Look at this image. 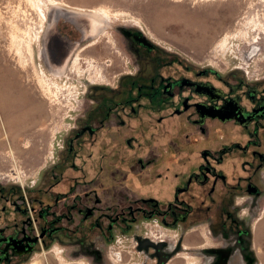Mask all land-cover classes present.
I'll use <instances>...</instances> for the list:
<instances>
[{"label": "flooded vegetation", "instance_id": "af4514ba", "mask_svg": "<svg viewBox=\"0 0 264 264\" xmlns=\"http://www.w3.org/2000/svg\"><path fill=\"white\" fill-rule=\"evenodd\" d=\"M77 13L51 8L40 57L59 77L75 70L79 56L75 72H88L89 82L78 95L83 108L59 130L52 165L34 186L0 182V264H29L63 244V253L92 264H170L184 250L199 264H264V77L251 81L188 64L180 75L164 73L174 60L145 28L120 26L137 69H125L111 85L99 57L80 56L108 28ZM95 66L105 82L98 71L89 78ZM145 115L153 117L151 129ZM162 134L169 157L158 163ZM126 155L145 182L109 192L105 164ZM150 179L156 182L144 187ZM191 232L199 244L188 239Z\"/></svg>", "mask_w": 264, "mask_h": 264}, {"label": "rangeland", "instance_id": "374dc122", "mask_svg": "<svg viewBox=\"0 0 264 264\" xmlns=\"http://www.w3.org/2000/svg\"><path fill=\"white\" fill-rule=\"evenodd\" d=\"M53 1L0 0V182L8 185L34 186L43 167L52 165V144L58 146V141L61 142L59 134L74 123L75 120L71 118L73 110L83 108L84 99L78 95L79 91L85 90L84 84L89 83L86 79L88 72L78 74L76 68H72L68 69V74L57 77L43 66L40 57L41 34L48 22ZM56 1L69 9L105 8L110 12L111 24L107 31L94 46L81 51L80 56L99 57L95 60L102 63L99 66L104 65V71L107 69L111 85L119 83L118 79L125 69H137V57L130 49L128 40L118 31L120 26L140 29L133 21H139L145 31L152 30V37L145 34L158 46L162 55L174 60L172 67L162 68L164 73L180 75L185 72V64H188L192 69H214L222 75L233 73L251 81L264 77V0H223L214 10L202 11L201 23H190L176 16L165 19L149 17L152 5L148 0ZM194 1L182 0V3L191 10ZM167 2L172 7L182 5L175 0ZM129 4L132 6L129 7ZM122 10L125 12L120 13ZM68 27L72 28L69 24ZM226 37L227 42L220 46ZM178 59L183 63H178ZM144 117L148 120L143 123L150 127L149 119L153 117ZM160 138L158 163L165 162L169 157L165 149L167 140L163 134ZM151 143L148 140L147 145L143 143L144 153ZM181 146L198 149L193 144ZM131 156L126 155L127 159L122 163L119 157L112 156L105 164L107 178L104 177L103 182L104 187L111 188L109 192L122 186L137 188L141 179L145 182V174L141 175L140 180L137 179L138 172L132 168ZM89 164L93 167L92 163ZM89 164L85 166L89 172H93ZM123 175L126 176L124 183ZM152 182L156 181L150 179L143 186L150 187ZM68 184L65 182L62 189H66ZM188 239H193L192 244L200 243L199 234L191 232ZM114 249H118L117 244ZM63 255L70 262L86 259L74 257L71 252ZM192 259L193 264L200 263L197 256ZM29 264L61 263L54 252L40 251ZM170 264H187V259L179 256Z\"/></svg>", "mask_w": 264, "mask_h": 264}, {"label": "bare ground", "instance_id": "6f19581e", "mask_svg": "<svg viewBox=\"0 0 264 264\" xmlns=\"http://www.w3.org/2000/svg\"><path fill=\"white\" fill-rule=\"evenodd\" d=\"M134 1V0H133ZM168 0H148L147 2L152 5L150 6V10H149V17H155L157 19L160 18H166V17H179L181 19H184L186 21H189L190 23L192 22H196V23H201L202 22V11H211L214 10V8L219 5L220 3L222 4L223 0H195L194 1V7L191 10H188L186 5H183L182 0H175L178 1L180 4L182 3V5H178V6H171L169 5L167 2ZM224 3V2H223ZM132 4H129V7H131ZM66 8L63 7L62 5H59V2L54 0L53 1V5L52 8L57 9V8ZM76 10V12H78L77 14H83V15H88L90 16V18L96 20L98 22V28L101 30L106 29V27L108 28V26H110L111 24V14L110 12L105 9V8H101V9H92V10H82V9H74ZM131 10V9H130ZM125 11L122 10L123 13ZM159 15V16H158ZM131 21H133V18L131 19ZM158 22V21H157ZM134 25L138 26V27H142L144 28L139 21H133L132 22ZM147 34H149L150 37H152L153 35V31H146ZM227 42V37L221 42L220 46H223L225 43ZM88 48V47H87ZM90 63L87 65L86 69L88 71V68L90 67ZM72 66L75 67L76 69L80 70L79 68V56H75L73 62H72ZM91 69V67H90ZM84 70V69H83ZM82 70V71H83ZM98 71V73L100 74V80H102V82H105V75L101 72L100 68H96V66L94 67V70H92V72L90 71L89 74V78L94 81L96 78V76H94L93 74ZM54 254L58 257L59 261L61 264H68V263H77V264H89L87 261L82 260V259H78V260H73L72 262L67 261L65 256L63 255V251L62 248L60 247H54L53 249ZM182 256L184 258L187 259V264H193V259H192V255L189 254L188 252H186L185 250L182 251L179 255Z\"/></svg>", "mask_w": 264, "mask_h": 264}, {"label": "crops", "instance_id": "0c3cea01", "mask_svg": "<svg viewBox=\"0 0 264 264\" xmlns=\"http://www.w3.org/2000/svg\"><path fill=\"white\" fill-rule=\"evenodd\" d=\"M12 96H14V93H12L11 94ZM16 95H18V94H16ZM4 97H5V95H4ZM17 97V96H16ZM2 97L0 96V99H1ZM23 116V115H22ZM30 116V115H29ZM28 118H30V117H28ZM31 118H33L32 116H31ZM20 120L22 119V118H19ZM22 121V120H21Z\"/></svg>", "mask_w": 264, "mask_h": 264}]
</instances>
